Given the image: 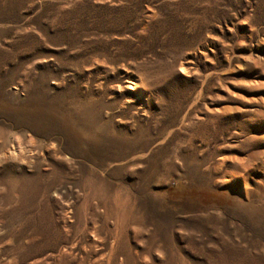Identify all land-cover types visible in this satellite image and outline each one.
Here are the masks:
<instances>
[{"label": "rangeland", "instance_id": "rangeland-1", "mask_svg": "<svg viewBox=\"0 0 264 264\" xmlns=\"http://www.w3.org/2000/svg\"><path fill=\"white\" fill-rule=\"evenodd\" d=\"M0 264H264V0H0Z\"/></svg>", "mask_w": 264, "mask_h": 264}, {"label": "bare ground", "instance_id": "bare-ground-1", "mask_svg": "<svg viewBox=\"0 0 264 264\" xmlns=\"http://www.w3.org/2000/svg\"><path fill=\"white\" fill-rule=\"evenodd\" d=\"M138 80V79H137ZM137 82L138 81H136V80H130V82H129V87L130 88H132L133 87V85H136L137 86ZM143 88H144V86H143ZM139 89V88H138ZM139 92V91H138ZM140 94V93H139ZM139 94H137V95H139ZM109 253H110V251H109ZM108 256V255H107Z\"/></svg>", "mask_w": 264, "mask_h": 264}]
</instances>
